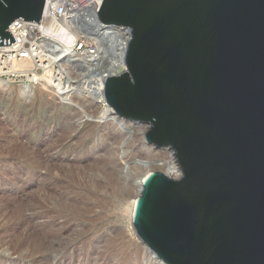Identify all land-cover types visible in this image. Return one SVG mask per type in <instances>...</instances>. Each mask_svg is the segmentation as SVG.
I'll use <instances>...</instances> for the list:
<instances>
[{
	"label": "water",
	"instance_id": "1",
	"mask_svg": "<svg viewBox=\"0 0 264 264\" xmlns=\"http://www.w3.org/2000/svg\"><path fill=\"white\" fill-rule=\"evenodd\" d=\"M43 5L0 0V45ZM97 20L128 32L106 103L179 170L141 184L137 237L165 264H264V0H103Z\"/></svg>",
	"mask_w": 264,
	"mask_h": 264
},
{
	"label": "rangeland",
	"instance_id": "2",
	"mask_svg": "<svg viewBox=\"0 0 264 264\" xmlns=\"http://www.w3.org/2000/svg\"><path fill=\"white\" fill-rule=\"evenodd\" d=\"M7 81L0 88V264H156L129 225V203L137 165L150 160L153 171L173 175L162 163L171 151L145 144L144 124L112 125L82 95L67 104L36 86L20 98L21 83Z\"/></svg>",
	"mask_w": 264,
	"mask_h": 264
},
{
	"label": "built area",
	"instance_id": "3",
	"mask_svg": "<svg viewBox=\"0 0 264 264\" xmlns=\"http://www.w3.org/2000/svg\"><path fill=\"white\" fill-rule=\"evenodd\" d=\"M98 7L97 0H44L38 23L22 19L12 21L7 30L14 41L0 45V77L23 83L26 79L15 67L19 63L30 62L34 64L33 72L37 75L50 70L55 80L59 78L66 84L89 82L91 73L110 54L109 41L103 40L100 51L92 37L75 25L82 23L87 33L92 30L98 23ZM95 50H98L97 54ZM87 51L94 52L90 61L82 60Z\"/></svg>",
	"mask_w": 264,
	"mask_h": 264
},
{
	"label": "bare ground",
	"instance_id": "4",
	"mask_svg": "<svg viewBox=\"0 0 264 264\" xmlns=\"http://www.w3.org/2000/svg\"><path fill=\"white\" fill-rule=\"evenodd\" d=\"M102 1L103 0H97V3H99V7H100ZM99 7H98V9H99ZM96 22H98L97 19H96ZM75 26L83 29V33L85 35L86 34L90 35L92 37V39L95 41L96 45L98 46L97 49L100 51L103 48V40L104 39H106V40L110 39V38L114 39L113 41L110 39L112 41V43H111V41L108 42L110 44H113V48L111 47L112 51L109 54V58L108 59L107 58L102 59L103 61L105 60V62L101 63L100 67L97 70L95 69V72L91 73V75L89 76V77H91L90 83L88 85H86L84 83V85H86V86H84L81 83H78V81L76 84H72V83L70 84L69 82L66 84V82H63V81L61 82V80L59 78L57 80H55L51 74L47 73V71L44 73L43 76L37 75L33 72L34 64L30 63V62H26V63H19L15 67L16 71H19L20 73H22L26 79L25 82H23L21 84H16V87H17L16 92L18 93L20 98H28L32 95L31 93L36 88V86H43V87H45V89H48L49 93H52V95L59 97L62 101H64L63 103H67V104L70 103L69 100L71 99L72 96L82 95V96H84V98H86L87 100H91L94 103V105L96 106V109H95L97 111L96 113H99L102 118H105V119L108 118L111 121V124H112V122H115V121L117 123L119 121L121 122L123 119H121L113 111V109L106 103V101L103 97V81H104L105 77H107L109 75L120 73V72L125 70V64L123 61V54H124V48H125V45H126V42L128 39V32H127V30L119 28V27H115L112 25L102 26V25L97 23L96 26L92 27V30L88 31V33H87L86 30L83 28L82 23H76ZM62 39L67 40V37L62 36ZM111 48H110V50H111ZM98 50H95L94 52L97 54ZM88 52L89 51L85 52V55L83 56L82 60L90 61V58L92 56H94L93 55L94 52L93 53H88ZM58 55H56V57ZM101 56L102 55H99L100 58H101ZM50 64H52V63H50ZM83 70H85V69L83 68L82 71ZM38 77H40V78H38ZM41 77H42V79H41ZM7 82L8 81L6 78L0 77V88L6 86ZM82 83H83V81H82ZM76 97L77 96H75V98ZM112 125H110V126H112ZM145 129H146V125H144L143 129L140 130L142 132L141 133L142 135H140V136L142 137L143 141H144L143 135H144ZM144 143H145V141H144ZM150 146L153 147L152 145H149V147ZM171 154H172V152L169 153V157H167L166 160H163L162 163H163V165L165 164L169 169H171L172 172H170V173H173V176H176L179 174V170H178V168L174 167V158H173V155H171ZM150 162H151L150 160L149 161L148 160L147 161H141L137 165L138 172L136 170V175H138V176H134V178H133L134 184L136 186V188H135L136 193L134 195L132 194L133 192L131 193L133 198L129 203L128 220H129V225L131 226L134 233H135V230H134L133 225H132V218H133L134 208H135V204H136V199H137V196L139 194L141 184L147 178V176L153 171L152 168H149ZM139 170H140V173H139ZM141 170H142V172H141ZM108 173L109 172L107 169V174ZM110 173L112 174L111 171H110ZM109 177H110V175H109ZM111 180L112 179H110V182H111ZM115 180H116V178H115ZM113 182L115 183V181H113ZM114 186H116V185L114 184L112 187H114ZM117 188H118V186L116 187V190H117ZM129 191H130V189H129ZM123 195H122V197L125 198V195L124 196ZM129 195H130V193H129ZM87 209H88V207H87ZM95 209H97V208H95ZM142 244H143L144 248L146 249V251L148 252V254L150 255V258L152 260H154L156 262V264H165L143 242H142Z\"/></svg>",
	"mask_w": 264,
	"mask_h": 264
}]
</instances>
